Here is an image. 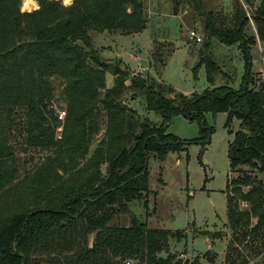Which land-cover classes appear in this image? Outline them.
Wrapping results in <instances>:
<instances>
[{"label": "trees", "instance_id": "1", "mask_svg": "<svg viewBox=\"0 0 264 264\" xmlns=\"http://www.w3.org/2000/svg\"><path fill=\"white\" fill-rule=\"evenodd\" d=\"M243 1L264 41V0L256 6L254 0ZM213 2L173 0L174 7L190 6L201 14L204 33L199 63L205 65L208 87L184 94L152 77L130 75L119 61L103 59L93 44V33L142 32L145 0H72L69 5L37 0L30 11H21V0H0V264H203L198 256L182 260L168 251L170 237L179 240L182 231L150 228L128 203L149 191L150 156L163 162L189 143L205 148L212 127H203L198 138L181 139L167 131L172 118L200 122L207 112L226 113L224 127L239 121L227 150L230 171L239 173L228 178L224 190L233 237L225 264H247L248 253L259 254L253 242L264 238V86L250 87L255 35L245 31L250 18L240 0H231L227 11ZM32 3L24 0V7ZM212 39L239 48L244 73L238 88L214 85L222 69L209 51ZM157 57L156 52L154 62ZM108 70L114 75L110 87ZM54 81L62 86L63 120L52 102ZM126 90L131 99L141 97L160 121L128 106ZM101 115L105 126L89 155ZM20 147L45 153L22 176ZM243 166L262 177L242 171ZM121 213L129 216L128 224L110 222ZM162 250L165 256L159 255ZM207 253L202 258L212 264Z\"/></svg>", "mask_w": 264, "mask_h": 264}, {"label": "rangeland", "instance_id": "2", "mask_svg": "<svg viewBox=\"0 0 264 264\" xmlns=\"http://www.w3.org/2000/svg\"><path fill=\"white\" fill-rule=\"evenodd\" d=\"M71 2L72 0H62L65 5ZM33 3L35 5L24 7V0H21V11L36 9L37 0H33ZM213 3L215 7H227L225 11L230 8L229 0H217ZM173 9V0H145L147 26L142 32L113 36L106 32L93 33V44L103 59L119 61L130 75L135 73L140 65L142 68H148V72L141 74L142 76L151 75L156 81L170 84L176 92L200 93L208 87L205 65L199 63V50L204 39L202 16L190 6L177 8L176 12H173ZM245 10L250 16L251 10L248 7ZM190 29L197 32L201 38L200 42L189 37ZM253 30L255 27L250 20L245 31L252 35ZM262 43L263 50L253 49L252 52L257 63L254 60L251 62L250 69L256 77H253L250 86L255 89L258 87L257 80L263 77L254 74L264 68V41ZM209 51L222 69V74L215 78L214 85L228 83L238 88L244 69L237 46H227L212 39ZM156 52L158 57L155 63L153 57ZM105 80L107 87L113 85L114 75L110 70L106 72ZM125 84H129L128 79ZM54 88L53 106L56 111L64 110L62 86L58 81H54ZM123 101L136 109L140 115L147 116L154 122L160 121L159 114L145 109L141 97L131 99V91L126 90ZM225 120L224 112H207L200 122L188 120L182 115L174 116L167 131L181 139L198 138L202 135L203 127L213 128L209 132L205 148L201 151L200 143H189L186 150L169 153L163 162L150 156L147 163L149 191L140 200L128 203L129 211L139 220L146 221L150 228L183 232L182 238L176 240L170 237L168 242V251L182 260L193 259L211 248L207 254L214 257L212 264H225L226 245L228 239L233 238L227 227L224 190L228 178H236L239 173L236 170L230 171L227 158L228 145L238 129L239 121L233 119L228 127H224ZM104 126L105 120L101 115L99 132L90 145L89 155L101 137ZM59 128L58 133L61 132ZM23 148L20 147L17 153L21 176L34 170L45 156L44 152L29 149L23 151ZM242 171L252 176L257 175L258 178L262 177L248 166H243ZM242 207H245V204ZM110 222L128 224L129 216L121 213ZM214 232H219L221 237L212 238ZM253 243L259 254L253 256L248 253L247 264H264V238H258ZM165 254L164 250L159 252V255Z\"/></svg>", "mask_w": 264, "mask_h": 264}, {"label": "crops", "instance_id": "3", "mask_svg": "<svg viewBox=\"0 0 264 264\" xmlns=\"http://www.w3.org/2000/svg\"><path fill=\"white\" fill-rule=\"evenodd\" d=\"M217 0H214V2H216ZM241 1V3L244 5V7H245V9H246V7H248L245 3H244V1L243 0H240ZM258 2H259V0H254V6H256L257 4H258ZM229 3L231 4V0H229ZM227 8V7H226ZM249 8V7H248ZM250 9V8H249ZM251 10V9H250ZM252 21V20H251ZM253 35H255V43L253 44V45H251L250 46V54H251V57H252V60H254L253 58V56H252V52H253V49H259V50H263V43H262V41H260L259 39H258V37H257V34H256V31L255 30H253ZM111 36H113V35H111ZM237 51H239V48L237 47ZM240 52V51H239ZM252 62V61H251ZM254 62L255 63H257V61L256 60H254ZM254 74H257V75H262L263 77H262V79L261 80H257V85H259V83L262 81L263 82V80H264V68H261L260 70H258V73H254ZM225 76H228L227 74H225ZM150 77H152L151 75H150ZM253 77H256L255 75H253ZM157 80H159V79H157ZM251 87V86H250ZM196 93H198V92H196ZM211 240V242H213V240L212 239H210ZM207 250H211V248H208ZM206 250V251H207ZM202 255L203 254H199L198 256H199V258H200V261L203 263V264H208L207 262H205V260L202 258ZM191 260V259H190Z\"/></svg>", "mask_w": 264, "mask_h": 264}, {"label": "built area", "instance_id": "4", "mask_svg": "<svg viewBox=\"0 0 264 264\" xmlns=\"http://www.w3.org/2000/svg\"><path fill=\"white\" fill-rule=\"evenodd\" d=\"M248 17L250 18L249 14L247 13ZM251 20V18H250ZM189 37L194 39L196 42H200L201 41V38L200 36L197 34V32L193 29H190L189 30ZM148 72V68H142L140 65L138 66V69L135 73H132V75H141V74H145ZM129 81V80H128ZM65 116V109L64 110H57V117L59 120H63ZM61 128V127H60ZM59 128V129H60ZM59 136V135H58Z\"/></svg>", "mask_w": 264, "mask_h": 264}, {"label": "water", "instance_id": "5", "mask_svg": "<svg viewBox=\"0 0 264 264\" xmlns=\"http://www.w3.org/2000/svg\"><path fill=\"white\" fill-rule=\"evenodd\" d=\"M176 11H177V8L174 7L173 12H176ZM259 86H264L262 81L259 83Z\"/></svg>", "mask_w": 264, "mask_h": 264}]
</instances>
